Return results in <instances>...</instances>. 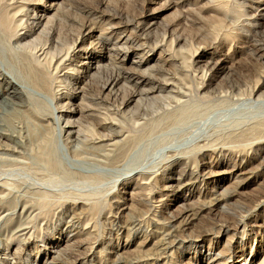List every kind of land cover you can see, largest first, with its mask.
<instances>
[{
  "label": "rangeland",
  "instance_id": "rangeland-1",
  "mask_svg": "<svg viewBox=\"0 0 264 264\" xmlns=\"http://www.w3.org/2000/svg\"><path fill=\"white\" fill-rule=\"evenodd\" d=\"M4 2L18 35L40 18L41 59L49 33L76 42L49 96L29 86L27 40L0 35V91L24 93L0 97V264H264V0ZM124 20L143 29L124 68L159 86L123 109L99 96L108 74L76 71Z\"/></svg>",
  "mask_w": 264,
  "mask_h": 264
},
{
  "label": "bare ground",
  "instance_id": "bare-ground-1",
  "mask_svg": "<svg viewBox=\"0 0 264 264\" xmlns=\"http://www.w3.org/2000/svg\"><path fill=\"white\" fill-rule=\"evenodd\" d=\"M258 9H260V5H258L257 7ZM62 10V9H61ZM261 11V10H260ZM59 12V11H58ZM246 13V12H245ZM262 14V13H261ZM28 15V14H27ZM244 15V14H243ZM29 17V16H28ZM31 17V16H30ZM84 20V19H83ZM50 21V20H49ZM125 21V20H124ZM28 22V21H27ZM30 22L25 28L27 29V32H25L22 35H18L17 31L18 28L21 26L20 25V20H18L16 18V14H12V11L9 10L8 6L5 4L4 0H0V35H3V37L5 38H13V37H17L19 39V41H24L27 40V42L25 41V45L27 49V54L24 56L27 61H28V66L25 67L26 70V77L27 79L30 81L31 84H29L30 87H34L35 89L40 90L42 93H44L45 95H49V96H54L52 90H51V77L49 74L50 71V67L53 65V59L55 60V58L58 56V51L59 50V54H63V56H61V58L59 57V59L56 60L55 64L57 65V61L68 57L70 54L69 52H71L75 46V40H72V42L70 44H68V42H64V44H60L58 42L57 39L52 38V33H49L47 37L48 38V44L51 45V51L47 50L46 52L43 50V48L41 47L40 50L44 51V56L41 59L40 56H37V46H36V42L32 41V36L38 32L39 35L43 34L44 31L43 29L40 28V18H37L36 14H33V16L30 18ZM48 22V21H47ZM51 22V21H50ZM61 22V21H60ZM88 22V21H87ZM139 22V21H138ZM82 23V22H80ZM79 23V24H80ZM91 23V22H90ZM27 24V23H26ZM23 25V24H22ZM49 25V24H48ZM47 25V26H48ZM92 25V24H91ZM109 25V24H108ZM124 27H131L132 32L130 34L124 35L123 33L119 34V36H113V26L110 25L109 29L111 30V32L109 34L106 35H100L98 37V41H97V46H99L100 48V52L104 53V55H99L94 57V54H90L88 57L85 58L86 61H82L80 64V68L76 71L77 73H83L85 74V79L89 80H94L96 79L95 77H99V74H103L104 72L106 74H108L106 80L100 84V91H99V96L102 97L100 94L104 93L106 94V98L110 99V100H118L119 97H125L124 99H121V107L127 108L128 106H130L131 104H136L140 97L143 93V91H141V88L147 86H154V84H157L153 81V79H146L143 75H141V71H139L138 69L132 71H128L124 68V61H125V57L126 54L129 51H139L141 50V45L139 44L138 41V33H140L139 36H141V34L143 33V29L140 27V24H133L132 21H125L122 24ZM86 26H88L87 24L83 23L80 24V30L81 28H86ZM94 26V24H93ZM120 26V25H119ZM23 27V28H24ZM45 27V25L43 26ZM63 28V27H62ZM79 28V27H77ZM89 28V27H87ZM92 28V26H91ZM91 28H89V30L87 29V31H91ZM116 28V27H115ZM41 29V30H40ZM106 29L101 28V32H105ZM117 31V30H116ZM120 31V30H119ZM81 32V31H80ZM122 32V31H121ZM47 33V32H46ZM45 33V34H46ZM54 33V32H53ZM79 33V32H78ZM118 33V32H117ZM80 34V33H79ZM77 34V35H79ZM71 35V34H70ZM69 35V36H70ZM76 35V36H77ZM45 36V35H44ZM57 36V35H56ZM80 36V35H79ZM39 37V36H38ZM37 37V38H38ZM42 37V36H40ZM50 37L52 38L50 40ZM74 37V35H73ZM44 38V37H43ZM83 38V37H82ZM69 39V38H68ZM71 39V37H70ZM69 39V40H70ZM84 39V38H83ZM77 40H79L77 38ZM82 40V39H81ZM39 41V40H38ZM45 41V42H46ZM24 45V47H25ZM70 45V46H69ZM72 45V46H71ZM77 46V44H76ZM60 47V48H58ZM54 49V50H52ZM52 51H56L54 53H51ZM112 52H116V56H114V58L110 57V53ZM105 54H109V56H106ZM23 58V56H22ZM58 58V57H57ZM107 59V60H106ZM103 60H106V64H103ZM25 61V60H24ZM94 61L95 65L94 68L91 66L92 62ZM26 63V61H25ZM56 68L58 67L55 66ZM132 68V67H131ZM135 69V68H134ZM93 70V72H92ZM91 71V73H90ZM25 72V71H24ZM105 74V75H106ZM105 79V78H104ZM212 80V79H211ZM27 81V80H26ZM13 82V81H12ZM12 82H6L5 87L3 90L0 91V97H3V102H2V108H6L7 107V103L11 102L12 104H14L11 99L6 102L5 98L6 97H11V98H15V97H23L24 93L22 91V89H20L17 85L15 86ZM25 83V82H23ZM126 84H130L131 86H133L135 88V90L137 91H133L131 90V92L126 90ZM210 84V83H209ZM208 84V86H209ZM129 85V87H130ZM128 86V85H127ZM157 86H159L157 84ZM127 87V88H129ZM132 88V87H131ZM133 88V89H134ZM138 89L139 92H138ZM144 89V88H143ZM148 89V88H147ZM150 89V88H149ZM148 89V91H149ZM86 90L87 89H82V96L81 97H85L86 94ZM89 90V89H88ZM87 90V91H88ZM127 91V93L124 95V93ZM258 93V91L254 90L252 91L251 95H256ZM168 97V96H167ZM151 99H157L156 97L151 98ZM112 101V102H114ZM155 101V100H154ZM151 102V101H150ZM117 103V102H116ZM12 106V105H11ZM10 106V107H11ZM96 109V108H95ZM5 110V109H4ZM12 112V114L9 116L10 118H12L13 115H16L17 117L19 116V112H17L16 110H14L13 108L8 109ZM10 112V113H11ZM9 113V112H8ZM82 113V112H80ZM79 114V112H78ZM93 120V119H92ZM1 121V120H0ZM133 121V120H132ZM123 125H127V124H123ZM126 127V126H125ZM128 127V125H127ZM2 128V127H1ZM123 128V127H122ZM130 128V127H128ZM129 131V130H128ZM35 134L38 135V133H33L32 135L34 136ZM114 135V134H113ZM112 135V136H113ZM52 136V135H51ZM51 136L50 133H48V131H46V140L45 143L50 142L51 140ZM37 137V136H34ZM112 139V138H111ZM113 144V143H112ZM111 146H116L115 144L111 145ZM45 147V145H44ZM180 177V175H179ZM178 177V178H179ZM180 179V178H179ZM189 180V179H188ZM190 182V181H189ZM177 184H180V180H176ZM175 183V184H176ZM174 185V184H173ZM172 186V185H171ZM168 188L170 187L167 186ZM180 187V186H179ZM170 189V188H169ZM46 200L42 199L40 202V205L43 206L42 208H46ZM100 206V205H99ZM90 210V214L92 216H95L96 212L98 211V206L96 204H94L93 206H91L89 208ZM100 212V211H98ZM188 217V216H187ZM185 221V218H183ZM186 222V221H185ZM184 222V223H185ZM183 223V222H182ZM163 226V225H162ZM168 227H171L168 226ZM179 227V226H178ZM171 229V228H170ZM169 229V230H170ZM168 230V231H169ZM172 231V230H171ZM165 233V231H163ZM168 233V232H166ZM174 233V231H173ZM170 234V233H169ZM176 234V233H175ZM159 236V235H158ZM164 235H161V237ZM168 236V235H167ZM172 236V235H171ZM177 236V234H176ZM160 237V236H159ZM158 237V238H159ZM166 237V236H165ZM178 237V236H177ZM163 238V237H162ZM161 238V239H162ZM176 238V237H175ZM169 239H171L169 237ZM165 240V239H164ZM168 240V239H167ZM166 240V242H168ZM158 241L160 242V239H158ZM156 241V242H158ZM162 241V240H161ZM172 241V240H171ZM87 242V241H86ZM175 242V241H174ZM82 243V242H81ZM172 243V242H171ZM161 244V243H160ZM165 244V243H164ZM170 244V243H169ZM168 244V245H169ZM163 245V244H161ZM164 246V245H163ZM166 246V245H165ZM164 248V247H163ZM74 250V249H73ZM76 251V249L74 250V252ZM79 251V250H78ZM72 252V254L74 253ZM80 252V251H79ZM78 252V253H79ZM77 254V253H74ZM82 255V254H80ZM158 256V255H157ZM156 256V257H157ZM78 258V255H77ZM86 258V257H85ZM76 259V258H75ZM158 259V258H157ZM74 260V259H73ZM66 262V261H65ZM154 263V262H153Z\"/></svg>",
  "mask_w": 264,
  "mask_h": 264
}]
</instances>
